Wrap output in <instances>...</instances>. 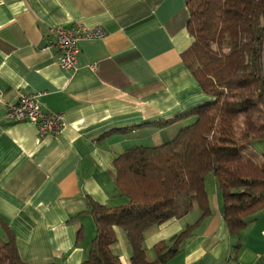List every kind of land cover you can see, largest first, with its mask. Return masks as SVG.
Listing matches in <instances>:
<instances>
[{"label":"crops","instance_id":"crops-1","mask_svg":"<svg viewBox=\"0 0 264 264\" xmlns=\"http://www.w3.org/2000/svg\"><path fill=\"white\" fill-rule=\"evenodd\" d=\"M188 16L185 0H0V241L11 232L23 262L81 264L95 234L85 196L109 206L126 203L114 158L172 139L188 122L163 128L152 122L213 99L182 62L192 40ZM75 22L102 26L105 35L78 41L70 71L57 63L50 29ZM30 92L39 93L41 107L63 114L56 135L40 136L35 125L5 117L6 106ZM206 192L211 214L162 264H264V209L231 236L216 183L211 196ZM195 208L146 229L148 260L155 258V243L190 224L188 214L200 215ZM115 232L113 252L133 264L124 232Z\"/></svg>","mask_w":264,"mask_h":264},{"label":"trees","instance_id":"trees-1","mask_svg":"<svg viewBox=\"0 0 264 264\" xmlns=\"http://www.w3.org/2000/svg\"><path fill=\"white\" fill-rule=\"evenodd\" d=\"M185 4L192 40L181 54L182 62L213 99L152 122L163 128L194 118L172 139L130 147L114 158L116 186L126 203L109 206L85 196L95 234L81 264H122L112 250L115 228L124 232L133 264H162L179 253L194 228L211 214L204 184L208 173L220 191L221 215L231 236H239L264 209V161L243 153L245 144L264 140V0ZM194 207L199 217L155 243V258L148 260L146 229ZM7 236L0 241V264H27L13 234L8 231ZM76 236L81 238V229ZM239 247L233 245L231 257Z\"/></svg>","mask_w":264,"mask_h":264},{"label":"built area","instance_id":"built-area-1","mask_svg":"<svg viewBox=\"0 0 264 264\" xmlns=\"http://www.w3.org/2000/svg\"><path fill=\"white\" fill-rule=\"evenodd\" d=\"M53 44L57 49V63L60 68L76 69L79 54L78 41L100 39L105 35L102 26L88 27L80 22L66 27L54 26L50 29ZM94 68V65H91ZM39 93H20L16 102L6 106L5 117L15 121L29 122L36 126L40 136L56 135L63 126V114L44 109L38 102Z\"/></svg>","mask_w":264,"mask_h":264},{"label":"rangeland","instance_id":"rangeland-1","mask_svg":"<svg viewBox=\"0 0 264 264\" xmlns=\"http://www.w3.org/2000/svg\"><path fill=\"white\" fill-rule=\"evenodd\" d=\"M183 121V124L188 122V124L190 123V119L189 118H186V120H178V122H181ZM179 130V129H178ZM248 149V150H246ZM253 150V153H260L261 155L264 156V140L263 141H258V142H251L249 144H245L244 145V149L243 151H252ZM253 158H256L254 155H252ZM205 188L206 190L208 191V194L211 196L212 195V192L214 190V187H215V183H214V178L212 176L211 173H208L207 176L205 177ZM219 191V190H218ZM197 209V208H195ZM199 215V211L198 210H195L194 212L188 214L184 220L185 223H191L193 222Z\"/></svg>","mask_w":264,"mask_h":264}]
</instances>
